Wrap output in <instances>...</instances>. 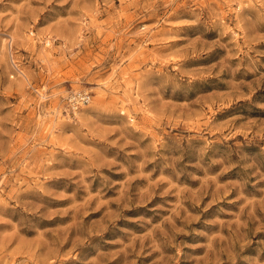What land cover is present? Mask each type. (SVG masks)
Segmentation results:
<instances>
[{
    "label": "rangeland",
    "instance_id": "374dc122",
    "mask_svg": "<svg viewBox=\"0 0 264 264\" xmlns=\"http://www.w3.org/2000/svg\"><path fill=\"white\" fill-rule=\"evenodd\" d=\"M0 264H264V0H0Z\"/></svg>",
    "mask_w": 264,
    "mask_h": 264
},
{
    "label": "built area",
    "instance_id": "2783aa9c",
    "mask_svg": "<svg viewBox=\"0 0 264 264\" xmlns=\"http://www.w3.org/2000/svg\"><path fill=\"white\" fill-rule=\"evenodd\" d=\"M73 106L78 107L80 104H86L91 100V95L88 92H77L71 97Z\"/></svg>",
    "mask_w": 264,
    "mask_h": 264
}]
</instances>
